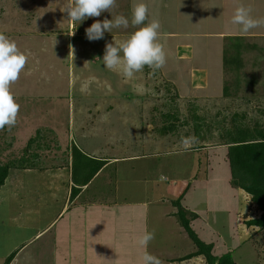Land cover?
Returning <instances> with one entry per match:
<instances>
[{"label": "rangeland", "instance_id": "rangeland-1", "mask_svg": "<svg viewBox=\"0 0 264 264\" xmlns=\"http://www.w3.org/2000/svg\"><path fill=\"white\" fill-rule=\"evenodd\" d=\"M215 1L116 0L112 14L104 12L73 23L67 12L61 11L68 0H0V33L29 57L19 80L11 85L21 106L17 123L11 130L0 131V164L17 166L10 168L0 188V264H5L11 246L33 237L34 228L51 217L54 202L47 205L40 198L46 185L40 169L51 170L55 160L68 165L70 152L76 164L84 162L90 169L93 159L145 149L154 153L145 155L150 157L148 161L118 162L94 178L88 193L94 191L101 198L96 202L104 201L96 203L101 211H92V205L88 208V264L111 261L110 253L111 262L131 264L126 257H130V246L142 264V248L135 245L145 231L155 233L150 249L162 251L163 243L171 242L174 251L168 234L178 217L167 213L173 206L161 202L162 193L177 199L185 194L181 200L184 211L199 215L198 219L188 215L191 226L202 240L214 244V255L228 252L236 264H264V229L246 223L261 212L248 193L232 185L228 145L221 137L222 129L233 127L235 113L246 114L242 125H264V26L242 33L240 26L231 22L239 5L251 6L253 18H264V0H221L214 5ZM140 2L148 5L149 19L160 21L167 63L155 73L145 66L126 79L105 68L103 56L107 43L123 42L137 29L131 24L127 29L114 28L96 41H89L85 30L96 20L116 15L130 20L133 5ZM237 34L258 45L243 53L244 74L239 81L224 67V54L234 56L233 43L244 42L228 38ZM228 83L232 84L231 96L226 97ZM170 114L178 116L176 131L164 126L170 127ZM204 135L207 137L201 138ZM182 137H194L195 142L185 148ZM31 138L34 141L29 148ZM148 143H153V148ZM73 144L77 152H73ZM23 163L26 168L18 167ZM145 172L150 178L152 173L159 175L158 186L146 188ZM185 172L193 174L186 182L168 184L170 178H182ZM158 195L159 200L151 201V196L155 199ZM131 209L135 220L122 214ZM137 212L141 217L136 221ZM95 234L100 237L97 245ZM185 235L186 243H193L187 232ZM46 240H33L29 247L32 258L22 250L17 264H55L53 247L52 251L44 247Z\"/></svg>", "mask_w": 264, "mask_h": 264}, {"label": "clouds", "instance_id": "clouds-1", "mask_svg": "<svg viewBox=\"0 0 264 264\" xmlns=\"http://www.w3.org/2000/svg\"><path fill=\"white\" fill-rule=\"evenodd\" d=\"M116 7V0H68L61 10L68 14V20L81 23L88 18L100 17L104 12H110ZM251 6L239 5L232 17V24L239 25L242 33L264 26V18H253ZM150 11L147 4L135 3L132 7L131 19L124 15L96 20L86 31L89 41L103 39L105 32L115 29H127L130 24L137 30L123 42L107 43L103 56V64L110 71H118L126 79H132L145 66L152 73L162 69L167 63L165 46L160 42L161 24L158 19H149ZM148 21L147 23H145ZM71 35H75V32ZM71 48V45H70ZM28 55L22 52L17 43L0 33V131L6 127L11 130L17 123L20 104L16 101L11 85L17 82L28 63ZM87 63V62H86ZM195 138H181V143L187 148ZM155 239V233L145 231L136 238V244L147 248ZM142 264H163L157 256L145 251Z\"/></svg>", "mask_w": 264, "mask_h": 264}, {"label": "crops", "instance_id": "crops-1", "mask_svg": "<svg viewBox=\"0 0 264 264\" xmlns=\"http://www.w3.org/2000/svg\"><path fill=\"white\" fill-rule=\"evenodd\" d=\"M218 2H222V1L216 0L213 4L215 5ZM56 104L58 105L59 102H57ZM153 143L149 144L151 148H153L154 146ZM176 144L177 142L174 145ZM68 146L70 147L69 149L71 150V145H68ZM167 146L169 148L172 147L173 141H171L170 144ZM145 147H147V145H145ZM151 148H148V149H151ZM155 149L157 148L155 147ZM71 153L72 152L69 153V158L66 159V161H68V165L65 164V166H61L58 160H55L54 167H52L51 170H48L49 168L47 170L46 169L44 170V168L40 169L41 173L39 175L41 176L44 175L46 177L44 181L46 185L44 187V184H43L44 189H43V193L41 194L40 198L43 202H46L47 205L49 201L54 202L53 204L54 209L52 211L53 215L51 214V217L47 218V222L44 225L34 228L35 234L33 237H30V239H25V240L22 239L20 241H17L13 246H11L8 249V251L6 252L7 253L6 255H9L15 249L14 247L19 245L21 242L24 243L22 247L20 246L18 248L19 250L10 264H17V261L20 260L19 254L22 250L26 251V254L28 255L29 258L30 257L32 258V250L29 249L30 245L32 246L33 244L31 242L35 239H41V238L47 239L44 244L45 248L51 247L50 251H52V247H53V255L55 254L53 258H54L55 264H70V263L71 264H78V263L88 264V262L91 261L88 258H86V251L88 249V242H89L88 238H89V233H90L89 232L88 208L92 205L95 207V208H92L91 206L92 211H94L95 209L97 211H101L99 207L101 205L97 206L96 203L102 204L103 202L101 201H104V200H98L99 202H96L97 200L95 199H101V198L96 197L94 191L92 192V195L88 193L91 188V185L93 184L94 178L95 179L98 178L99 176H101V174H103L106 168H109L110 166L118 162L128 163L133 160H137V158L138 159L145 158L148 161L150 157L146 158L145 155H148L151 157L154 155V153L147 152V150L145 149L143 150L142 153L141 152L133 153V154L124 153L120 156H116V155L112 157L110 156V158L101 157L106 160V164H104V166L92 178V180L88 184L81 187L80 192H77L76 196L73 197L71 196V190H72V187L76 185L74 184L72 180ZM57 157H58L57 155H54V158L57 159ZM197 165H201V162L198 161ZM66 167H69V168L65 169ZM63 169L67 171V173L64 176L65 178H63V175H64ZM185 173H186L184 174L185 176H183L182 178H179L176 180L170 178L169 181H167L169 182L168 184L171 185L173 181H176V183H178V181L186 182V180H188L189 177H192L193 175L191 172H190L191 175L187 174V172ZM144 175H147V172H145ZM169 175L170 173L167 174L168 177H170ZM107 176L111 177V174H107ZM151 176L153 177L150 178V176L147 175L148 180L145 182L147 189H149L150 187L154 188V184L156 183V178L159 177V175L155 176V173L154 174L152 173ZM168 177H166V179H168ZM64 184H68L67 192H64V187H63ZM155 186H158V183H156ZM175 186L176 185H173L172 187H175ZM158 197L159 195L155 199H152V196L150 198H151V201H155V200H159ZM160 199H161V202L169 203L173 206L172 209H170L167 213L169 215L175 216L178 209H176V206L173 204V200L177 198H173V196H171L170 194L162 193ZM122 214H124V216L127 218L133 217V219L135 220V213L132 212V209L129 210V212L124 211L122 212ZM106 217L107 216L105 215V220L107 221ZM140 217H141V213L137 212L136 221ZM194 221L195 220H192V223ZM177 223L180 224L179 220L177 221ZM176 224L174 225V228L171 229L172 231H169V234H168L170 237H172L171 240L170 239L169 240L172 242L174 241V247H175L174 251L171 248L172 243L170 242L166 246L163 243L164 246H163L162 251L160 249L159 250L156 249V247L155 249L153 248L150 249V247L148 246V249L142 248L140 249V251L142 252H139V251L138 252L143 255V253L147 251L157 256L158 258H160L163 261V264H207L205 256L203 255L193 256L191 258H186V259L184 258L186 255H189L195 252L197 248L194 245V243H191V244L186 243V238L188 236L185 235L186 234L185 229L181 225L177 226ZM21 228H24V226ZM174 230L176 232H173ZM94 242H95V245H97V243L100 242V237L97 238V234H95ZM127 242L129 244L132 243L131 239L128 240ZM135 246L136 248L139 247L137 244ZM130 247L132 248V246ZM41 248L43 247L41 246ZM131 248L127 249V252H130V257L126 256L127 260L131 261L132 262L131 264H141V263H138L137 262L138 260L135 259L136 252L135 250H133L134 248L133 249ZM96 251L97 253L100 252L99 250H96ZM44 253H46V250H44ZM109 255H110V260L114 261V258L111 255V253ZM96 257L99 258V256H96ZM111 261H108V262L105 261V262H102V264H115ZM95 264H98V263H95Z\"/></svg>", "mask_w": 264, "mask_h": 264}, {"label": "trees", "instance_id": "trees-1", "mask_svg": "<svg viewBox=\"0 0 264 264\" xmlns=\"http://www.w3.org/2000/svg\"><path fill=\"white\" fill-rule=\"evenodd\" d=\"M228 38L244 40L243 43L239 42L238 45L233 43V46H235L234 50L237 51L234 56H230L228 53L224 54V67L227 71L234 73V76L237 77V81H239L240 77H242L241 75L244 74L242 72L244 67L242 59L243 53L246 51L250 52L251 50H256L258 45L252 41H246L245 37L242 35H230ZM231 85L232 84L228 83L224 87V95L226 97L231 96ZM169 116L171 117V121H169L170 127L167 125L164 126L167 129L175 130V121L178 120V116L173 114H170ZM245 119V113L240 115L235 113L233 116V127L222 129L221 137L228 145L227 159L230 165L232 185L241 188L248 193L251 196L252 203L255 204L261 212L259 216L250 218L246 221V223L249 226L264 229V125L260 122H256L254 126L240 124ZM206 137L207 136L204 135L201 138ZM33 141L34 138L29 140V148ZM72 150L73 152H75V150L77 152V146H74ZM93 160L95 161L94 166H91V168L88 169L89 166L87 165V167L84 162L78 161L76 164L77 161H75V157L72 156V180L76 186L72 187L71 196H76L77 192H80L81 187L88 184L104 166V164H106V160L103 158ZM11 167L17 166L16 164L13 165L10 163L0 164V188L4 184ZM18 167L26 168L27 166L23 163ZM183 196L184 193L178 199L173 200V204L178 207V211L176 213L178 217L177 219L189 237L193 240V243L197 248L195 252L186 255L184 258L186 259L193 256L203 255L205 256L207 264H236L232 253L227 252L220 256L214 255V244L206 243L198 236L196 231L191 226L188 215L190 214L191 219H196L199 215L196 212L190 211L189 213L184 211V207L181 204ZM18 250L19 249H16L8 255L5 264H10L12 262Z\"/></svg>", "mask_w": 264, "mask_h": 264}]
</instances>
